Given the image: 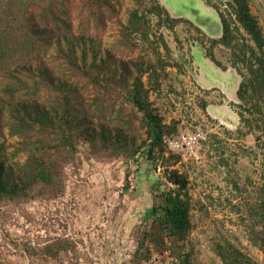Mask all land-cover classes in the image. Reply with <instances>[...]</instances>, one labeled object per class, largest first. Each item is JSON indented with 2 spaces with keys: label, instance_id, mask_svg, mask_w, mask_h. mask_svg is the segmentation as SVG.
I'll list each match as a JSON object with an SVG mask.
<instances>
[{
  "label": "rangeland",
  "instance_id": "374dc122",
  "mask_svg": "<svg viewBox=\"0 0 264 264\" xmlns=\"http://www.w3.org/2000/svg\"><path fill=\"white\" fill-rule=\"evenodd\" d=\"M64 1L75 30L80 22L94 19L93 13L97 14L87 33L101 56L109 52L114 59L140 60L145 52L140 37L130 44L121 43L122 28L134 6L132 0H111L113 9L99 13L90 0ZM158 1L172 18L184 22L170 29L159 27L156 18L150 17L152 38L163 37L173 66L159 78L156 89L148 84L146 76L143 81L152 107L165 124L176 126L177 132L165 138L166 150L180 155V162L172 168L189 179L192 229L179 254L175 252L177 246L167 238L160 247L146 240L141 252L150 254L169 248L178 262L180 255L188 253L192 264H223L215 252L216 245L232 244L252 264H264V254L249 241L245 220V202L253 203L258 189L264 187V152L256 146L259 133L248 132L238 116L242 109L236 90L242 77L231 66L230 50L221 45L210 47L211 39L221 35L217 12L205 0ZM247 2L264 37V0ZM24 3L23 18L28 19L37 17L43 0ZM48 51L53 55V48ZM208 51L224 69L211 61ZM146 53L151 56L150 51ZM1 77L0 74V90L4 84ZM89 88L95 94H113ZM125 105L126 113L138 117L133 121L132 132L139 145L140 139L145 138L138 128L140 115L131 105ZM4 140L8 145L5 162L14 168L15 164L25 163V153L8 158L18 140L6 135ZM47 141L56 143L58 137ZM69 150L60 148L49 153L57 157L55 154ZM73 151V159L61 162L59 167L58 189L38 185L27 198L0 199V264L144 261L143 258L137 263L134 253L153 195L159 187L165 190L169 186L162 168L146 163L143 156L110 155L103 149L92 152L82 140ZM48 246H59L58 256L44 254Z\"/></svg>",
  "mask_w": 264,
  "mask_h": 264
},
{
  "label": "trees",
  "instance_id": "16d2710c",
  "mask_svg": "<svg viewBox=\"0 0 264 264\" xmlns=\"http://www.w3.org/2000/svg\"><path fill=\"white\" fill-rule=\"evenodd\" d=\"M132 1L134 6L122 28L121 43L130 44L140 37L145 52L135 62L114 59L109 52L101 56L87 33L97 14L93 13L94 19L80 22L75 30L64 0H43L37 17L28 19L23 18L24 2L35 3V0H0V74L4 80L0 90V199L27 198L38 185L58 189L61 162L73 159L79 140L92 152L103 149L110 155L143 156L146 163L162 168L169 186L165 190L159 187L153 195V204L146 209L147 223L134 253L138 263L150 255L141 252L146 240L160 247L167 238L177 246L175 252L179 254L192 229V221L189 179L172 168L181 157L166 150L165 138L177 132L176 126L163 122L149 101V90L143 81L146 76L148 84L156 89L159 78L173 66L163 37L152 38L150 17L156 18L159 27L170 29L184 21L172 18L158 0ZM89 2L98 13L113 9L111 0ZM205 2L216 10L221 24V35L211 39L210 47L221 45L230 50L231 66L242 77L236 90L242 109L238 116L248 132L259 133L256 146L264 152L261 28L247 0ZM50 48L53 55L48 51ZM206 54L224 69L211 51ZM89 86L113 94H95ZM125 104L140 115L138 128L143 130L145 138L140 139L139 145L133 134V121L138 117L126 113ZM5 135L18 140V146L8 153L9 159L27 154L25 163L15 164V168L5 162L8 148ZM53 136L58 141L52 144L47 138ZM60 148L70 150L55 154L57 157L49 153ZM234 188L238 190L236 183ZM245 208L249 241L264 254V187L258 189L253 203L245 202ZM53 248L46 247L44 254L58 256L59 246ZM215 252L223 264H252L232 244H217ZM180 256L178 264H192L188 253Z\"/></svg>",
  "mask_w": 264,
  "mask_h": 264
},
{
  "label": "built area",
  "instance_id": "2783aa9c",
  "mask_svg": "<svg viewBox=\"0 0 264 264\" xmlns=\"http://www.w3.org/2000/svg\"><path fill=\"white\" fill-rule=\"evenodd\" d=\"M142 264H178V259L169 248H164L157 252L152 251Z\"/></svg>",
  "mask_w": 264,
  "mask_h": 264
}]
</instances>
